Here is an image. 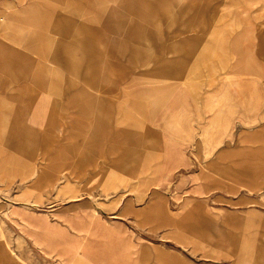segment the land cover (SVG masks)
<instances>
[{
  "label": "crops",
  "instance_id": "0c3cea01",
  "mask_svg": "<svg viewBox=\"0 0 264 264\" xmlns=\"http://www.w3.org/2000/svg\"><path fill=\"white\" fill-rule=\"evenodd\" d=\"M48 1L42 18L35 1L0 0V184H47L44 211L17 206L20 236L69 264H200L196 256L201 264H264V83L209 93L205 109L222 111L219 124L200 128L195 94L154 85L136 69L147 52L136 37L148 32L152 10L160 15V0ZM33 24L50 25V48L31 38L38 33L25 26ZM236 122L232 143L227 125ZM135 135L159 140L135 149L124 140ZM189 148L208 158L206 170L190 174V190L171 209L135 170L187 166ZM70 169L79 178H66ZM50 179L59 181L52 198ZM55 195L66 201L56 205ZM0 264L23 263L0 244Z\"/></svg>",
  "mask_w": 264,
  "mask_h": 264
},
{
  "label": "rangeland",
  "instance_id": "374dc122",
  "mask_svg": "<svg viewBox=\"0 0 264 264\" xmlns=\"http://www.w3.org/2000/svg\"><path fill=\"white\" fill-rule=\"evenodd\" d=\"M29 1L36 2L35 10L38 17H50V1ZM159 8L160 10L157 11H160V15L153 14L155 10H152L148 16V20L151 19V21L145 23L144 26L148 32L136 37L135 47L147 51L136 62V69L146 72L144 75L154 85L165 83L168 86H176L171 89L182 90L187 94V97L195 94V97H198L199 111L201 110L200 128H215L219 124L217 114H221L222 111H218L215 115L213 109L207 112L205 99L209 93H221L218 92V88L222 84L237 87L240 82H245L247 86L264 83V0H160ZM25 27L33 30L31 34L38 33V36L30 37H37L40 48L47 49L53 44V40H50V33L54 35V31L50 30V25L33 24ZM43 33H46L47 36ZM103 35L104 38H107L106 32ZM47 40L49 43L46 46ZM21 44L19 43L20 46ZM106 44L104 42V48ZM231 91H235V95H237L239 90L231 89ZM248 111L253 112L254 107ZM228 112L231 111L228 110ZM213 115L214 118L209 121L210 116ZM171 118L168 116V123H172ZM227 127L231 132L230 142H236L233 139L237 133L238 122L232 123L231 126L227 125ZM202 138L203 136L199 137V139ZM131 139L135 149L142 148V145L137 144L141 140L149 142L143 144V147L150 144V141L159 140L157 135L148 138L135 135L124 140L131 142L129 141ZM126 146L123 148L128 150ZM156 153L146 152L147 155ZM185 155L190 160L193 159V162L187 166L175 167V161L172 169H162L158 174L153 173V168L150 167L139 168L135 170L134 178L144 186L143 179L150 177V181L148 180L150 186H144L145 189L147 191L149 189L150 192L159 190L165 193L169 199V207L177 209L179 201L175 196L179 192L187 193L190 190L192 185L188 181L190 174L196 171H205L208 160L207 157L205 158L195 151L191 152L190 148ZM139 157L142 159V156L139 155ZM139 157L136 159L140 160ZM40 161L42 160L40 159ZM157 163L151 162L152 167L155 168ZM162 164L164 163L159 165ZM119 171L120 173H132L131 170L126 169ZM39 172L41 175L46 170L40 168ZM163 172H165L164 179L161 177ZM73 176L76 179L79 178V169L67 170L65 177ZM50 177L53 178L52 175ZM159 179L161 183H159ZM58 183V180L54 184L53 179H50L51 198L56 193ZM46 195L47 184L46 182L42 183L41 180L38 184L33 185H27L24 182L5 183L4 181L0 184V244L4 245L12 256L21 260L23 264H69L59 256H46L35 246H32L29 241L22 238L17 230L18 223L14 217L17 206L42 212L47 208ZM54 197L55 201H60L56 202V205L66 201L65 199L60 200L56 195ZM232 198L236 197L232 196ZM225 203L231 208L239 207L234 201L226 200ZM156 238L152 239L157 240ZM47 244L50 246V240L47 241ZM42 248L46 253L52 254L50 248ZM183 255L191 256L188 249H184ZM194 259L200 264L203 262L202 259L197 260V256Z\"/></svg>",
  "mask_w": 264,
  "mask_h": 264
},
{
  "label": "bare ground",
  "instance_id": "6f19581e",
  "mask_svg": "<svg viewBox=\"0 0 264 264\" xmlns=\"http://www.w3.org/2000/svg\"><path fill=\"white\" fill-rule=\"evenodd\" d=\"M202 60V59H201Z\"/></svg>",
  "mask_w": 264,
  "mask_h": 264
}]
</instances>
